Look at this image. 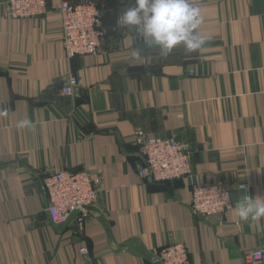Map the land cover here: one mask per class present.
<instances>
[{
  "label": "crops",
  "instance_id": "obj_1",
  "mask_svg": "<svg viewBox=\"0 0 264 264\" xmlns=\"http://www.w3.org/2000/svg\"><path fill=\"white\" fill-rule=\"evenodd\" d=\"M62 1L41 18L12 20L0 0V264H160L156 253L176 243L191 264H247L245 252L264 244V217L236 211L244 196L264 202V0H192L205 44L168 56L117 24L134 0H94L105 39L97 56L71 61ZM71 78L79 86L62 96ZM24 119L31 125L17 127ZM136 130L191 144V176L142 178ZM68 169L102 179L83 228L46 213L43 180ZM198 182L226 185L233 209L194 216Z\"/></svg>",
  "mask_w": 264,
  "mask_h": 264
},
{
  "label": "built area",
  "instance_id": "obj_2",
  "mask_svg": "<svg viewBox=\"0 0 264 264\" xmlns=\"http://www.w3.org/2000/svg\"><path fill=\"white\" fill-rule=\"evenodd\" d=\"M7 8L9 19H32L45 16L50 0H2ZM62 18L61 42L68 60L86 56H97L105 39L102 10L94 0H81L73 3L63 0L60 8ZM61 90L62 96H71L79 86L75 78L70 79ZM135 145L140 149L144 162L140 175L155 183L181 180L190 177L193 165V148L186 142L174 138L147 137L142 130L134 134ZM44 193L52 224L68 226L76 221L83 228L89 217L90 209H96L102 179L90 176L86 170L56 171L45 177ZM242 189L247 190L243 186ZM190 209L197 218H222L233 209L232 195L222 183H195L191 187ZM89 254L88 247L81 250ZM247 264H264V244L245 252ZM160 264H191L185 244H169L161 248L155 257Z\"/></svg>",
  "mask_w": 264,
  "mask_h": 264
},
{
  "label": "clouds",
  "instance_id": "obj_3",
  "mask_svg": "<svg viewBox=\"0 0 264 264\" xmlns=\"http://www.w3.org/2000/svg\"><path fill=\"white\" fill-rule=\"evenodd\" d=\"M201 23L200 9L192 0H134L133 6L117 19L119 26L135 30L145 45L158 48L163 56L179 46H183L187 54L200 50L205 44V38L198 32ZM142 51V48L132 49L130 58H140ZM30 125L31 121L24 119L17 127ZM236 211L243 221H257L264 217V202L244 196L236 205Z\"/></svg>",
  "mask_w": 264,
  "mask_h": 264
},
{
  "label": "trees",
  "instance_id": "obj_4",
  "mask_svg": "<svg viewBox=\"0 0 264 264\" xmlns=\"http://www.w3.org/2000/svg\"><path fill=\"white\" fill-rule=\"evenodd\" d=\"M167 182H169V181H166V183H167ZM151 183L159 184V185H160V184H166V183H155V182H153V181H151Z\"/></svg>",
  "mask_w": 264,
  "mask_h": 264
},
{
  "label": "rangeland",
  "instance_id": "obj_5",
  "mask_svg": "<svg viewBox=\"0 0 264 264\" xmlns=\"http://www.w3.org/2000/svg\"><path fill=\"white\" fill-rule=\"evenodd\" d=\"M226 186V185H225ZM242 189V188H241ZM242 190H244V189H242ZM229 191H230V189H229ZM231 195H232V192H231Z\"/></svg>",
  "mask_w": 264,
  "mask_h": 264
},
{
  "label": "water",
  "instance_id": "obj_6",
  "mask_svg": "<svg viewBox=\"0 0 264 264\" xmlns=\"http://www.w3.org/2000/svg\"><path fill=\"white\" fill-rule=\"evenodd\" d=\"M89 210H93V209H90V208H89Z\"/></svg>",
  "mask_w": 264,
  "mask_h": 264
}]
</instances>
